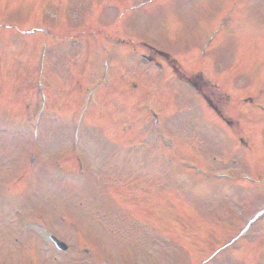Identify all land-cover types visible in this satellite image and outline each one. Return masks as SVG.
<instances>
[{"label": "rangeland", "instance_id": "obj_1", "mask_svg": "<svg viewBox=\"0 0 264 264\" xmlns=\"http://www.w3.org/2000/svg\"><path fill=\"white\" fill-rule=\"evenodd\" d=\"M150 1L134 0L139 7L136 5L130 16L131 4H126L123 11L128 19L124 22L129 34L145 41L146 47L139 51L148 53L151 45L171 54H163L167 59L163 84L169 91L163 98L167 102L162 101L165 106L160 108L152 96L155 65L131 53L121 71L123 81L118 80L114 87L104 85L106 91L98 92L101 97L90 115L93 117L86 118L87 132L93 131L89 135L83 132L76 144L69 137L72 127L68 118L72 123L78 120L84 91L78 85L79 75L61 69V60L68 65L70 54H60L61 59L53 54L59 66L48 73L49 82L46 80L55 92V96L45 95L47 106L57 110L58 121L43 116L38 123L39 91L35 86L28 90L33 87L32 76L26 72L31 68L16 65L17 55L0 43V121L7 120L0 124L4 127L13 122L10 120L31 123L27 130L20 129L21 137L0 134V264H264V246L258 244L264 245V234L258 231L252 239H239L236 250L221 252L204 263L228 234H236L244 225L236 224L240 216L260 213L264 206V115L242 104L255 93L250 89L257 76L264 78V54L251 41L264 35L263 21H259L264 8L263 15L255 19L251 10L244 17L247 6H242L240 18L230 21L225 35L217 39L220 43H213L207 41L212 26L209 30L202 21L203 16H210L207 3L223 6L229 0H171L174 7L159 1L164 7L146 12L143 7H150ZM90 2L94 0H0V39L11 36L1 28L15 24L19 32H33L25 41L30 40L34 47L42 41L41 33L35 32L51 20L59 23L66 35L83 32L93 17L86 10ZM102 12L115 16L96 15V24L90 25L103 27L121 17V11L113 7H103ZM52 28L51 32L60 33ZM230 34L232 38H228ZM78 50L75 48L76 53ZM199 51H204L201 60ZM23 55L30 59L31 52L21 51L19 56ZM75 56L77 59L78 53ZM237 60L253 62L244 70L245 63L235 64ZM234 64L235 72L242 73L231 76L226 70ZM180 69L189 75L202 72L206 85H214L211 88L224 99L221 118H228L238 130L227 127L212 109L200 107L189 97L192 89L173 77ZM227 108L235 112L229 113ZM153 111L161 126L154 127ZM102 113L109 114H105L109 121L99 117ZM78 159L83 160L85 169L76 176L73 171H79ZM169 161H177L178 167L171 168L181 170V175L170 168ZM183 162L202 168L199 180L184 176ZM58 167L68 168L65 173L73 178H67ZM222 170L228 171L229 177L216 178L214 173ZM200 181L211 182L215 191L203 187L202 193ZM233 185L249 187L236 189L245 199L236 203L230 198L226 207H221L223 195L230 196ZM15 195L20 197L19 203ZM197 199L207 202L196 203ZM26 215L31 221H44L72 249H79L78 253H56L51 245L42 244L40 237L27 233L20 223ZM255 237L263 240L254 243Z\"/></svg>", "mask_w": 264, "mask_h": 264}]
</instances>
